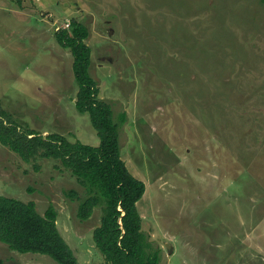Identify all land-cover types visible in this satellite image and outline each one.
Listing matches in <instances>:
<instances>
[{"label": "rangeland", "instance_id": "1", "mask_svg": "<svg viewBox=\"0 0 264 264\" xmlns=\"http://www.w3.org/2000/svg\"><path fill=\"white\" fill-rule=\"evenodd\" d=\"M72 20L99 98L126 112L120 154L145 184L136 208L160 264H264V0H0V120L95 146L55 39ZM69 189L59 160L0 144V196L52 205L77 261L105 264L102 211L79 220ZM0 264L57 263L0 242Z\"/></svg>", "mask_w": 264, "mask_h": 264}, {"label": "trees", "instance_id": "2", "mask_svg": "<svg viewBox=\"0 0 264 264\" xmlns=\"http://www.w3.org/2000/svg\"><path fill=\"white\" fill-rule=\"evenodd\" d=\"M69 26L56 30L55 39L71 53L78 86L75 109L88 115L98 145L71 142L57 133L42 136L33 130L20 131L15 124H4L2 120L0 144L25 161L39 154L59 160L71 171L81 191L69 189L64 194L76 201L77 218L85 221L95 208L102 211L92 239L105 264H160V252L148 241L136 208L145 184L129 172L120 154V131L127 121L126 112H114L111 104L99 98L98 83L90 73L87 26L76 20ZM0 113L7 117L5 112ZM56 219L52 205L41 214L34 201L0 196L1 243L19 253L47 255L57 264H80L59 232Z\"/></svg>", "mask_w": 264, "mask_h": 264}]
</instances>
